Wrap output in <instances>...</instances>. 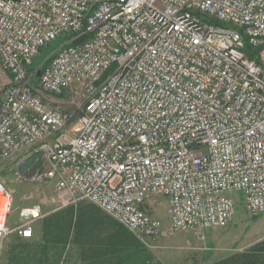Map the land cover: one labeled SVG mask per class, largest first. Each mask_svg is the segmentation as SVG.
I'll return each mask as SVG.
<instances>
[{"label":"built area","instance_id":"obj_1","mask_svg":"<svg viewBox=\"0 0 264 264\" xmlns=\"http://www.w3.org/2000/svg\"><path fill=\"white\" fill-rule=\"evenodd\" d=\"M0 62V166L40 156L65 205L154 240L228 227L235 192L264 214V0H0ZM12 203L0 179V258Z\"/></svg>","mask_w":264,"mask_h":264},{"label":"rangeland","instance_id":"obj_2","mask_svg":"<svg viewBox=\"0 0 264 264\" xmlns=\"http://www.w3.org/2000/svg\"><path fill=\"white\" fill-rule=\"evenodd\" d=\"M53 46L43 48L35 63L47 61ZM9 76L0 62V92ZM20 160L0 166V179L13 197L7 222L11 232L5 239L0 264H10L12 252L31 244L46 247L50 256L59 254L58 264H216L264 240V214L251 216L240 200V192L234 193L238 207L226 228L211 229L201 236L196 231H183L155 240L139 238L95 204L65 205L55 185L40 178V156L24 163ZM33 205H40L43 215L33 222V237L24 239L14 229L24 222L22 210ZM145 208L168 227V204L164 198ZM216 238L223 249L214 244ZM220 250L226 253L221 258L216 254Z\"/></svg>","mask_w":264,"mask_h":264},{"label":"trees","instance_id":"obj_3","mask_svg":"<svg viewBox=\"0 0 264 264\" xmlns=\"http://www.w3.org/2000/svg\"><path fill=\"white\" fill-rule=\"evenodd\" d=\"M71 35H67L63 38H60L56 41L51 42L47 47L53 46L52 51L56 50L61 42L68 40L69 43ZM251 56V47L249 44L245 48ZM48 61L42 63L44 66ZM40 64L33 62V65L30 67L32 70L34 67H37ZM37 245V244H35ZM10 264H58L60 260V255L55 254L54 257L49 255V252L46 250V247L38 244L34 246L31 245H21L19 250L14 251L10 255ZM216 264H264V240L257 242L256 244L250 246L242 252H236L230 255L228 258L217 262Z\"/></svg>","mask_w":264,"mask_h":264},{"label":"crops","instance_id":"obj_4","mask_svg":"<svg viewBox=\"0 0 264 264\" xmlns=\"http://www.w3.org/2000/svg\"><path fill=\"white\" fill-rule=\"evenodd\" d=\"M228 239L231 240V238H228ZM214 240H216L214 244H215L216 246H218L219 249H221V248L223 249V246H224V245H223L220 241H218V238H216V239H214ZM245 247H246V246H245ZM228 250H229V249H228ZM241 250H242V248H241ZM233 251H240V249H234ZM227 253H228V255L231 254L229 251H227ZM216 254H217V256L219 255V256H218L219 258H221V257H223L226 253H224V251H221V250H220L219 253H218V251H217ZM91 262H93L92 259H91Z\"/></svg>","mask_w":264,"mask_h":264},{"label":"water","instance_id":"obj_5","mask_svg":"<svg viewBox=\"0 0 264 264\" xmlns=\"http://www.w3.org/2000/svg\"><path fill=\"white\" fill-rule=\"evenodd\" d=\"M86 38H87V35H83V36L79 37L78 39H75V40L73 41V44H80V43H82ZM38 76H39V73H38Z\"/></svg>","mask_w":264,"mask_h":264}]
</instances>
